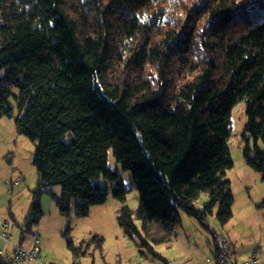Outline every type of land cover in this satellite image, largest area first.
Listing matches in <instances>:
<instances>
[{
    "label": "trees",
    "instance_id": "obj_1",
    "mask_svg": "<svg viewBox=\"0 0 264 264\" xmlns=\"http://www.w3.org/2000/svg\"><path fill=\"white\" fill-rule=\"evenodd\" d=\"M0 72V120L35 146L20 244L45 194L68 221L87 218L108 201L100 180L115 185L118 225L141 253L170 245L182 213L204 221L215 210L226 225L243 101L244 160L264 181V0H0ZM109 151L131 174L136 211Z\"/></svg>",
    "mask_w": 264,
    "mask_h": 264
},
{
    "label": "rangeland",
    "instance_id": "obj_2",
    "mask_svg": "<svg viewBox=\"0 0 264 264\" xmlns=\"http://www.w3.org/2000/svg\"><path fill=\"white\" fill-rule=\"evenodd\" d=\"M2 75L0 72V78ZM232 122L234 136L230 140V151L234 167L227 172V179L231 182L234 204L232 219L226 225L222 226L217 221L215 210L204 221L182 213V224L170 245L154 246L156 256L145 250L141 253L139 245L128 238L118 225L117 214L123 205L114 198L115 185L100 180L102 187L109 188L108 201L103 206L94 207L87 218L72 215L68 221L59 213L51 194L42 197L44 217L34 231L39 235L43 259L51 264H70L76 258L82 264H215V235L217 239L228 240L233 256L230 264H242L256 250L260 261L264 255V181L244 160L246 142L243 134L247 123L244 101L233 109ZM260 146L263 149L261 143ZM34 152V144L17 133L13 119L0 120V216L8 219L7 211L11 210L15 222L9 220V231L15 243L19 242L20 235L16 223L22 224L36 188ZM108 166L121 176L129 190L124 206L136 211L139 195L131 186V174L123 170L112 151L108 153ZM9 176L23 179L13 193L5 187ZM53 191L59 195L61 188L55 187ZM209 203V197L202 195L196 208L203 211ZM138 227L141 228L139 223ZM3 245H0V250L5 249ZM24 248L29 249L27 243Z\"/></svg>",
    "mask_w": 264,
    "mask_h": 264
},
{
    "label": "built area",
    "instance_id": "obj_3",
    "mask_svg": "<svg viewBox=\"0 0 264 264\" xmlns=\"http://www.w3.org/2000/svg\"><path fill=\"white\" fill-rule=\"evenodd\" d=\"M23 182L21 177L13 179L9 177L7 186L12 189L15 185ZM10 222L8 220H0V240L4 243L5 249L0 250V264H3L4 260L8 264H51L47 263L42 257V251L40 248V239L37 233H33L29 236L30 247L26 250L22 244L15 243L13 236L9 231ZM218 246V264H230V259L233 257L230 252V245L227 239H217ZM259 252L256 250L254 254L246 259L242 264H261L258 258ZM70 264H82L79 258H76ZM237 264V263H236Z\"/></svg>",
    "mask_w": 264,
    "mask_h": 264
},
{
    "label": "crops",
    "instance_id": "obj_4",
    "mask_svg": "<svg viewBox=\"0 0 264 264\" xmlns=\"http://www.w3.org/2000/svg\"><path fill=\"white\" fill-rule=\"evenodd\" d=\"M10 177V176H9ZM19 177V176H18ZM13 179H15V178H13ZM22 183V182H21ZM21 183L20 184H18V185H15L12 189H10L6 184H5V187L7 188V190L8 191H10V193H13L14 192V189L16 188V187H18V186H20L21 185ZM8 212V219L7 218H4V219H2L1 218V216H0V220H12V213H11V210L9 209V211H7ZM29 239V238H28ZM26 240L24 243H21L22 245H23V247H24V245H25V243H27L28 244V246L30 247V243H29V240ZM18 243H20V242H18ZM4 243L0 240V245H3ZM4 246V245H3ZM46 261V260H45ZM4 263L3 264H8L5 260L3 261ZM260 262H261V264H264V255L262 256V258L260 259Z\"/></svg>",
    "mask_w": 264,
    "mask_h": 264
}]
</instances>
